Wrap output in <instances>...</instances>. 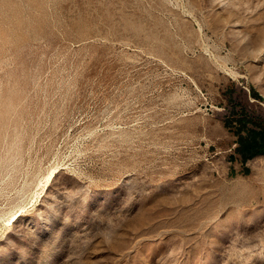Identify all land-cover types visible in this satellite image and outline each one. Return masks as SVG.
<instances>
[{
	"label": "rangeland",
	"instance_id": "obj_1",
	"mask_svg": "<svg viewBox=\"0 0 264 264\" xmlns=\"http://www.w3.org/2000/svg\"><path fill=\"white\" fill-rule=\"evenodd\" d=\"M236 103L264 0H0V264H264Z\"/></svg>",
	"mask_w": 264,
	"mask_h": 264
},
{
	"label": "trees",
	"instance_id": "obj_2",
	"mask_svg": "<svg viewBox=\"0 0 264 264\" xmlns=\"http://www.w3.org/2000/svg\"><path fill=\"white\" fill-rule=\"evenodd\" d=\"M250 95L261 100V96L253 89ZM239 107V110H236ZM225 126L233 128L236 136V152L241 157L242 164L264 155V118L259 114L248 112L240 103L234 104L231 117L226 118Z\"/></svg>",
	"mask_w": 264,
	"mask_h": 264
}]
</instances>
